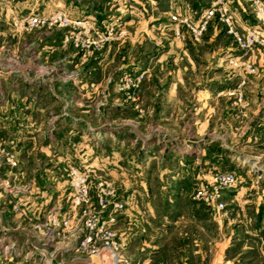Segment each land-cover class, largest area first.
<instances>
[{"label": "rangeland", "instance_id": "374dc122", "mask_svg": "<svg viewBox=\"0 0 264 264\" xmlns=\"http://www.w3.org/2000/svg\"><path fill=\"white\" fill-rule=\"evenodd\" d=\"M212 1L37 0L46 14L65 12L73 22L32 31L12 25L0 35V110L6 106L0 117L9 123L0 128V146L17 162L4 163L0 172V264H58L57 247L66 248L64 259L77 251L78 236L52 239L43 226L72 209L73 170L88 177L93 209L122 236L125 222L118 218L129 197L131 142L143 158L159 156L164 146L160 165L180 168L175 146L187 145L176 141L190 138L189 125L208 112L204 137L213 141L194 144L205 154L192 171L209 176L192 180L193 198L202 202L196 188L212 172L233 171L237 181L224 188L225 207L217 213L229 209L233 217L243 211L239 201H253L264 172V47L246 53L216 25L194 40L171 19L189 9L198 17ZM229 2L242 31L260 24L256 3L264 0ZM244 59L254 62L256 73L246 70ZM16 134L26 136L24 144ZM102 188L114 190L104 208L97 206ZM247 210L253 213V205ZM231 222L234 233L253 232V219L244 229ZM237 249L228 264H264L253 250L237 256Z\"/></svg>", "mask_w": 264, "mask_h": 264}, {"label": "crops", "instance_id": "0c3cea01", "mask_svg": "<svg viewBox=\"0 0 264 264\" xmlns=\"http://www.w3.org/2000/svg\"><path fill=\"white\" fill-rule=\"evenodd\" d=\"M41 1L50 4L54 1L67 3L76 0ZM34 13L46 14V10H41L38 6L37 0H0V35L11 32L14 17ZM4 118L0 117V128L6 129L9 123L5 125ZM209 118L211 114L208 112L204 119H196L189 125V129L193 131L191 137L176 141V144L180 141V144L187 145L175 146V150L179 151L173 159L179 163L180 168L167 169L166 165L164 168L160 165L167 154L164 146L158 153L159 156L152 152L153 154L143 158L140 152L134 151L132 142L129 145V197L126 210L121 211L125 216L118 219L125 222L122 236L129 242L126 251L131 259L130 264H228L233 258L229 254L235 247L238 248L235 253L237 256L253 250L255 260L264 257V172L258 174L260 182L254 188L253 201H239L236 205L243 211H237L233 217L229 209L217 213L215 207L193 198L195 187L192 180L209 176L203 171L196 174L192 171L205 154L203 150L199 152L200 149L194 148V144L213 141V138L208 140L204 137L209 127ZM16 135L17 143L24 144L26 136ZM158 142L162 143L160 139ZM153 159L156 165L151 169L149 166ZM156 177L158 183L155 181ZM254 178L258 182L257 175ZM238 192L240 194L242 190ZM251 204L253 213L246 211L247 205ZM248 217L253 219L254 224L246 223L249 221ZM231 219L243 229L248 225L251 228L253 226V232L244 233L243 229L242 233L232 232L234 224ZM118 222L114 224L117 225ZM65 249L57 247L53 251L56 254L60 251L62 254L58 264H97L95 258L81 255L75 248L72 250V259H64ZM50 264L56 263L52 261Z\"/></svg>", "mask_w": 264, "mask_h": 264}, {"label": "built area", "instance_id": "2783aa9c", "mask_svg": "<svg viewBox=\"0 0 264 264\" xmlns=\"http://www.w3.org/2000/svg\"><path fill=\"white\" fill-rule=\"evenodd\" d=\"M229 1L213 0L198 17L192 9H189V14H172L171 19L176 22L178 32L180 28H185L194 40L202 39L209 28L216 25L225 28L237 48L246 53L257 46L264 47V4L256 3V14L260 24L249 26L242 31L237 25ZM72 22L73 20L65 12L34 13L20 19L15 18L12 25L15 30L32 31L35 28L67 27ZM241 64L248 72H257V66L250 59H244ZM4 163L13 167L17 162L12 153L0 146V172ZM72 174L75 191L72 196V209L66 214L51 215L48 222L43 225L47 235L52 239L78 236L79 254L89 258L96 257L100 264H130L131 259L126 251L128 240L110 226V220H101L99 212L93 209L88 177L77 170H73ZM236 181L237 175L233 171L212 172L210 178L203 180L196 188L195 197L221 211L225 207L224 201H221L224 188L233 186ZM113 193L114 190L102 188L98 193L97 206L106 207L107 198ZM115 205L121 206L118 203Z\"/></svg>", "mask_w": 264, "mask_h": 264}]
</instances>
